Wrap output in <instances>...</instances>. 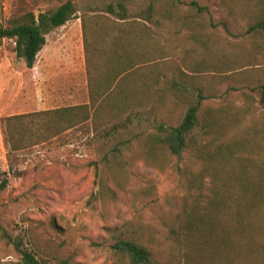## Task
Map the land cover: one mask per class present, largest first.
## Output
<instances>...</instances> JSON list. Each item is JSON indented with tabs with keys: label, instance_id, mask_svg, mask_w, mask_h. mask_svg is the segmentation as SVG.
Listing matches in <instances>:
<instances>
[{
	"label": "rangeland",
	"instance_id": "rangeland-1",
	"mask_svg": "<svg viewBox=\"0 0 264 264\" xmlns=\"http://www.w3.org/2000/svg\"><path fill=\"white\" fill-rule=\"evenodd\" d=\"M67 1L77 5L71 21L80 24L82 15L124 2L132 70L158 75L162 84L145 108L119 116L106 109L10 163L5 118L90 104V96L82 27L78 34L52 31L34 69L17 56L14 41H0V173L9 179L0 195V264H23L3 231L47 264H128L112 247L119 239L147 247L153 264H264V255L235 245L217 252L205 244L196 253L179 243L174 231L191 203L190 173L201 165L193 147L176 157L148 145L160 125L175 127L186 115V99L169 89L173 82L203 91L201 118L205 111L229 112L230 133L264 131V34L251 29L264 19V0H157L172 16L150 22L147 0H0V28ZM191 2L208 11L198 13ZM196 135L207 142L201 130ZM249 135V149L264 155V133Z\"/></svg>",
	"mask_w": 264,
	"mask_h": 264
},
{
	"label": "trees",
	"instance_id": "trees-1",
	"mask_svg": "<svg viewBox=\"0 0 264 264\" xmlns=\"http://www.w3.org/2000/svg\"><path fill=\"white\" fill-rule=\"evenodd\" d=\"M147 1L145 22H150L156 15L165 19L172 16L169 9L158 5L157 0ZM188 5L200 14L208 11L197 2ZM78 12L77 5L67 1L38 15L28 13L9 27L0 28V41H14L17 56L26 61L29 69H34L38 55L47 44V36L54 29L65 26ZM105 14L79 17L90 104L5 118L2 134L10 163L16 153L94 122L106 109L114 116L129 114L145 108L153 99L155 87L162 84L161 78L152 73L137 76L132 70L128 54L134 41L130 24H127L129 10L124 2L118 1L115 5H108ZM107 15L115 16L117 21ZM251 29L264 34V19L261 18ZM137 80L142 84L136 85ZM169 89L186 99V115L175 127L160 125L157 132L148 137V145L153 152L164 149L176 157L193 147L201 165L199 173H190L191 203L179 215L180 228L174 231V235L179 243L196 253L209 244L218 248L217 252H231L235 245L238 251L244 249L248 255H264V155L248 146L249 134L259 137L264 131L253 127L236 136L229 132V124L235 118L229 112L205 111L201 118L206 98L200 88L192 90L173 82ZM198 130L203 132V140L207 142L199 141ZM8 185V177L0 173V195ZM229 224L233 225V231L227 226ZM3 236L20 253L23 264H47L21 249L6 231ZM233 237L238 239L233 240ZM112 247L128 264H153L152 252L134 241L119 239Z\"/></svg>",
	"mask_w": 264,
	"mask_h": 264
},
{
	"label": "crops",
	"instance_id": "crops-1",
	"mask_svg": "<svg viewBox=\"0 0 264 264\" xmlns=\"http://www.w3.org/2000/svg\"><path fill=\"white\" fill-rule=\"evenodd\" d=\"M81 27H82V25L79 22L73 23L72 21H69L65 26L60 27V28H56L53 31H57V33H58V32H66V31L74 29L76 31V33L78 34V33H80ZM47 45L48 44H46L45 47H47ZM45 47L43 48V50L45 49Z\"/></svg>",
	"mask_w": 264,
	"mask_h": 264
}]
</instances>
